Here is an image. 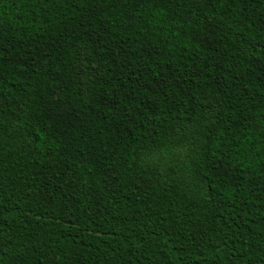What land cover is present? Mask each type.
Instances as JSON below:
<instances>
[{
	"label": "trees",
	"instance_id": "trees-1",
	"mask_svg": "<svg viewBox=\"0 0 264 264\" xmlns=\"http://www.w3.org/2000/svg\"><path fill=\"white\" fill-rule=\"evenodd\" d=\"M0 264H264V0H0Z\"/></svg>",
	"mask_w": 264,
	"mask_h": 264
}]
</instances>
